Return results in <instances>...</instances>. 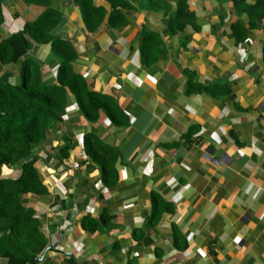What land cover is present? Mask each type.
Wrapping results in <instances>:
<instances>
[{"label": "crops", "instance_id": "0c3cea01", "mask_svg": "<svg viewBox=\"0 0 264 264\" xmlns=\"http://www.w3.org/2000/svg\"><path fill=\"white\" fill-rule=\"evenodd\" d=\"M113 1L91 0L102 10L91 31L75 0L49 3L60 13L52 34L75 49L73 70L125 123L101 111L88 122L67 97L36 151L47 192L24 198L52 247L42 261L264 264V13L248 17L233 0ZM43 8L0 0V37ZM29 54L52 81L48 43ZM87 133L117 151L105 182L83 151ZM83 216L98 227L82 226Z\"/></svg>", "mask_w": 264, "mask_h": 264}, {"label": "trees", "instance_id": "16d2710c", "mask_svg": "<svg viewBox=\"0 0 264 264\" xmlns=\"http://www.w3.org/2000/svg\"><path fill=\"white\" fill-rule=\"evenodd\" d=\"M28 1L43 6V10L35 19L24 22L20 30L0 37V258L5 264H31L30 260L38 257L46 246L34 211L24 205V198L26 194L40 197L47 192L36 166V151L47 141L52 123L59 121L67 97L73 98L78 113L88 122L95 121L101 111L111 124L125 123L113 99L92 90L83 76L73 70L76 56L73 45L68 39L52 34L60 13L50 7V0ZM75 1L84 28L94 30L102 10L91 6V0ZM232 3L248 17H260L264 13V0ZM113 16L116 15L108 18L109 24ZM46 43L57 59L52 81L41 78L40 62L29 54L33 46ZM16 71L18 79L14 81ZM82 142L85 155L100 167L101 180L105 182L113 173L110 160L117 151L102 145L90 133L83 136ZM68 149L66 144L57 147L56 157H66ZM152 202L151 217L157 213L158 203L155 198ZM102 219L103 216L99 221ZM81 225L88 230L98 227L89 216L81 218ZM61 264H71V259L64 258Z\"/></svg>", "mask_w": 264, "mask_h": 264}, {"label": "water", "instance_id": "95a60500", "mask_svg": "<svg viewBox=\"0 0 264 264\" xmlns=\"http://www.w3.org/2000/svg\"><path fill=\"white\" fill-rule=\"evenodd\" d=\"M50 249H52L51 246H46V247L43 249V251L40 253V255H39L38 257L32 258V259L30 260V263H31V264H40V261H41L43 255H44L45 251H46V250H50Z\"/></svg>", "mask_w": 264, "mask_h": 264}]
</instances>
